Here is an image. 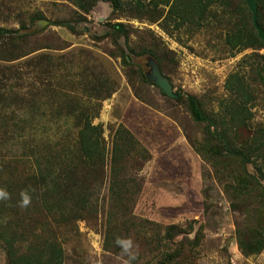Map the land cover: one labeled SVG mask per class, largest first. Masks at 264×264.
Returning <instances> with one entry per match:
<instances>
[{"label":"rangeland","instance_id":"374dc122","mask_svg":"<svg viewBox=\"0 0 264 264\" xmlns=\"http://www.w3.org/2000/svg\"><path fill=\"white\" fill-rule=\"evenodd\" d=\"M230 26L217 17L209 28L170 33L159 22L116 13L103 1L87 14L71 0H0V29L32 37L22 50L26 56L0 61V94L11 103L23 102L28 111L35 108L29 121L46 123L58 136H68L70 126L88 118L101 126L109 156L115 129L125 125L139 141L137 147L150 156L138 160L133 150L124 160L126 170L119 179L121 185H132V193L121 207L113 205L118 189L110 183L108 160L92 185L91 212L58 232L65 264H264L249 261L263 252L246 258L239 248L246 228L264 218V209L257 211L262 196L257 193L252 202L254 211L242 210L247 195H238L229 176L233 167L219 181L190 143L189 138L201 148L204 125L195 122L186 100L163 95L141 76L150 72L149 59L154 58L147 50L160 49L158 64L175 93L196 97L203 112L215 117L228 97L229 75L240 72L254 88L252 125L259 126L264 122V89L256 71L263 61L251 59V49L231 51L225 42ZM2 36L1 51L9 55L15 43ZM69 109L75 114L65 116ZM57 110L61 115L53 118ZM76 135L74 129L70 136ZM173 225L184 234L167 231ZM110 236V242L119 241L108 251ZM163 246L172 259L164 258ZM0 264H8L1 241Z\"/></svg>","mask_w":264,"mask_h":264},{"label":"trees","instance_id":"16d2710c","mask_svg":"<svg viewBox=\"0 0 264 264\" xmlns=\"http://www.w3.org/2000/svg\"><path fill=\"white\" fill-rule=\"evenodd\" d=\"M71 1L87 14L100 1L108 2L114 12L152 23L159 22L170 33L199 31L206 26L211 27L214 18L227 19L231 26L226 34V44L234 54L251 49L254 51L251 59L263 61L262 68L256 71V78L264 89V55H259L264 45L254 27L253 14L246 0ZM257 3L258 21L264 28V0H257ZM3 34L10 41L13 40L15 47L9 55H5L0 48V61H14L26 56L22 50L31 42L29 34L16 37L15 31L0 29V39ZM157 50L160 51L149 49L147 53L158 63L160 60ZM131 53L136 54V51ZM124 58L126 64L130 65V58ZM141 76L148 82L144 74ZM225 89L228 97L221 101L220 110L215 117L206 115L194 96L178 93V97L174 99L186 100L195 122L204 125L201 148L188 138L199 155L202 154L204 160L210 163L218 180L232 166L229 176L235 187L239 188L238 195H247L242 210L254 211L252 202L257 201L258 193L262 200L257 203V211L262 213L264 122L257 127L252 125L257 97L252 84L240 72L229 75ZM11 106H15V109L8 116ZM34 110H26L23 102L21 105H17V101L11 103L0 94V241L7 252L8 264H65V251L58 232L62 227L76 224L91 212V199L95 194L92 192V185L98 180V175L104 173L108 160L110 183L113 182L112 187L118 189L113 191V205L118 203L117 206L121 207L124 206L122 202L125 196L132 193L131 184L130 187L120 183L119 177L125 172L127 164L123 162L133 150L138 155V160L146 158L148 151L143 147L140 150V143L133 133L120 124L114 131L109 156L101 126L94 125L87 117L85 123L70 126L68 136L65 132L58 136L52 127L47 128L46 123L29 121ZM73 114L75 111L69 109L65 116ZM51 115L55 118L61 115V111H53ZM11 118L17 119V123H8ZM74 129L77 130V135L71 137ZM149 157L148 154L146 159ZM167 231H180L184 234L176 225L169 227ZM245 231L246 240L239 241L242 254L246 258L260 255L264 251V218L253 221ZM169 236L172 235L168 234ZM111 238L110 236L106 241L108 251L119 241L110 242ZM165 247L163 246L164 258L172 259L173 256L169 255ZM180 254L179 252L175 256Z\"/></svg>","mask_w":264,"mask_h":264},{"label":"water","instance_id":"95a60500","mask_svg":"<svg viewBox=\"0 0 264 264\" xmlns=\"http://www.w3.org/2000/svg\"><path fill=\"white\" fill-rule=\"evenodd\" d=\"M246 4L253 14L254 27L257 30L258 36L264 45V28L260 26L258 21L259 15L257 0H246ZM148 65L150 66V72L146 74L148 82L154 83L168 97L177 98L178 94L175 93L170 80L162 73V70L156 60L150 58Z\"/></svg>","mask_w":264,"mask_h":264},{"label":"crops","instance_id":"0c3cea01","mask_svg":"<svg viewBox=\"0 0 264 264\" xmlns=\"http://www.w3.org/2000/svg\"><path fill=\"white\" fill-rule=\"evenodd\" d=\"M237 252H239V250H238V248H237ZM240 253V252H239ZM249 259H251V260H249V261H252V262H255L257 259V261H263L264 260V251H263V253H262V255L259 257V258H249ZM254 259V260H253ZM257 263V262H256Z\"/></svg>","mask_w":264,"mask_h":264}]
</instances>
